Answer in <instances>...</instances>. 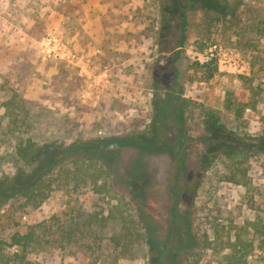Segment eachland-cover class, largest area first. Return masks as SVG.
<instances>
[{"label": "rangeland", "instance_id": "rangeland-1", "mask_svg": "<svg viewBox=\"0 0 264 264\" xmlns=\"http://www.w3.org/2000/svg\"><path fill=\"white\" fill-rule=\"evenodd\" d=\"M83 1L0 0L2 256L12 251L6 242L14 231L41 224L43 237L53 233L59 243L43 244L27 253L30 264H155L171 219L173 200L163 186L168 185L174 156L166 151L140 156L132 146L111 139L145 134L152 140L159 134L169 145L177 143L175 107L165 93L172 75L168 57L179 48L183 4L181 0H95L103 5L104 37L94 40L83 27ZM53 8L65 16L60 26L76 31L79 42L93 45V50L74 46L59 26V31L52 26L55 23L48 16ZM187 14L188 40L179 64L185 70L181 91L193 106L186 118L190 139L180 170L181 185L189 186L204 168L199 157L209 149L224 144L242 154L235 167L227 157L214 155L202 171L193 205H180V212L189 211L197 243L177 256L165 248L164 264L179 258L184 264H228L224 255L230 249L220 245L232 240L235 230L251 243L247 263L264 264L257 235L240 228L255 218L264 221V0H192ZM64 48L78 57L61 54ZM195 60L211 62V78L203 80L200 72H193L188 64ZM248 85L258 92L256 111L237 120L224 100L229 90ZM200 106L216 112L227 130L209 124ZM18 129H26L37 144L56 151V164L41 172L44 185L36 205L20 192H8V180L36 164L17 157ZM74 156L92 163L87 173L78 172ZM139 156L148 167L139 170L146 175L144 182L132 175ZM98 165L109 171L116 195L137 194L147 200L144 224L138 227L143 232L145 225L148 235L123 252L111 238L119 224L100 218L108 216L117 200L96 189L108 179L96 177ZM64 168L73 170L66 174ZM75 172L82 177L76 178ZM132 205L128 210L138 218V206ZM209 240L219 243L205 247Z\"/></svg>", "mask_w": 264, "mask_h": 264}, {"label": "trees", "instance_id": "trees-1", "mask_svg": "<svg viewBox=\"0 0 264 264\" xmlns=\"http://www.w3.org/2000/svg\"><path fill=\"white\" fill-rule=\"evenodd\" d=\"M183 4V9L179 13V33H178V44L177 48L172 55H170L168 65L172 71L171 80L169 88L166 91V97L174 104L175 114L174 122L177 131L174 133V141L177 143L169 145V141L164 140L161 135H156L150 140L145 134L132 135L125 137H113L111 140L126 144L127 146H132L135 148L140 156L149 152L166 151L173 154V160L171 162L169 175H168V185L165 188L163 186V191L166 189L169 198L173 202L169 206V212L171 219L168 225L167 233L163 238L161 248L158 250L156 255L155 264H164L163 252L165 248L173 250V255L177 256L181 251L191 250L196 245V237L193 234L191 221L189 218V211L186 208H182L180 212V205L191 207L193 205V198L196 195L197 188L201 181V174L204 169L209 166L211 159L214 155L221 154L230 160V165L236 166L238 156L242 154L239 149H236L228 145H217L214 149H209L205 154L200 155V164L204 166L201 170L196 172L195 178L190 182L189 186L181 185L180 170L184 161H186L188 154L186 153V143L189 141L190 136L187 134L186 128V118L187 112L193 106L190 98L184 96L182 93V87L184 83L185 70L179 64L180 52L182 47L185 46L188 40L189 31V16L187 14V9L191 5L192 0H181ZM161 16L164 18V10L161 12ZM163 22V21H162ZM193 72H200V77L203 80H207L213 75V68L210 61H199L195 60L188 64ZM258 92L255 88L248 85L238 91L229 90L226 94L224 100V106L229 109L233 117L237 120H243L245 117L253 114L256 111V104ZM203 116L208 120L209 124L219 128L222 131H226V126L219 120L218 115L210 108H205L200 106ZM21 131V133H20ZM224 139V138H223ZM227 141V140H223ZM14 150L17 157L25 162L26 164H35V167L25 169L20 171L13 179L8 180V192L17 191L26 197V201H32L34 205L38 203L41 199L42 188L44 185V179L41 172L51 169L56 164L55 160V149L45 148L42 145L37 144L31 139L26 129H18ZM140 156L137 158V163L132 168L133 176L136 179H140L142 182L146 181V175L139 170H145L148 167L143 165L140 161ZM45 157V158H44ZM72 162L76 164L78 172L87 173V169L92 163L85 164L84 159L75 157L72 158ZM85 164V166H83ZM32 166V165H31ZM92 166V165H91ZM97 170L96 177L107 176L108 179H103L102 182L97 184V190H102L108 193L112 198L117 200L108 214V216L100 217L102 220L110 219L111 222L115 220L119 224V229L117 233L111 236L113 243L117 247H121L120 252L129 249L132 244L139 242L147 237V227L144 225L145 231H141L138 224H144L145 217L143 212L147 209V200L141 196L134 194L132 198H126L124 194L120 196L116 195V189L112 180L109 179V171L102 165L95 166ZM73 169L64 168L65 173L71 172ZM74 173V172H72ZM77 173V172H75ZM78 177H82L81 174L77 173ZM89 175L90 174H85ZM233 179V174L230 176ZM135 188H132V191ZM4 186L0 184V194L4 193ZM183 191V192H182ZM132 194V195H134ZM184 195V196H183ZM37 199V200H36ZM1 203V202H0ZM135 203L138 206L137 215H135L128 210L129 205ZM134 206V204L132 205ZM132 208V207H131ZM142 211V212H141ZM183 211H185L183 213ZM186 214V215H185ZM41 225V224H40ZM39 224L30 227L25 232L14 231L9 240L6 242L8 248H12L11 252H8L5 258L3 255V246H0V264H30L26 254L43 246V244H57L59 240L55 238L54 234L51 233L50 238H44V230L41 229ZM40 226V227H39ZM38 227V228H37ZM243 230L251 229V231L257 235L258 244L257 246L264 249V221L261 218H255L244 225L240 226ZM71 229L65 232L66 237L69 238ZM219 242L214 240H209L205 242V247L215 248ZM220 247H227L230 249L228 254L224 255V261L228 264H248L246 257L252 249L251 243H246V241L241 236V233L234 231L233 239H227ZM187 253V252H186ZM3 258V261L1 262ZM177 258V257H176ZM174 264H184V262L179 259H175Z\"/></svg>", "mask_w": 264, "mask_h": 264}, {"label": "crops", "instance_id": "crops-1", "mask_svg": "<svg viewBox=\"0 0 264 264\" xmlns=\"http://www.w3.org/2000/svg\"><path fill=\"white\" fill-rule=\"evenodd\" d=\"M83 8H84V15H85L84 23H83L84 29L87 31L90 37H92V39L94 40L102 39L104 37V34H103V30L101 29L100 21L102 18L101 9L103 8V5L99 3V1L84 0ZM50 17H52V21L55 23L52 26L55 27V29H58V28L61 29L63 33V37H65L67 41L69 42L72 41L74 46H76L77 44L78 46L88 48L89 52L91 49L93 50V45H89L88 43L86 45H82L79 42L80 39H78L77 37L78 33L76 31L71 33L70 31H65L61 27L62 25L60 26L61 21H64L63 19H65L64 14L60 10L53 8L52 13H50L48 16V19H50ZM93 26H95L96 28Z\"/></svg>", "mask_w": 264, "mask_h": 264}, {"label": "built area", "instance_id": "built-area-1", "mask_svg": "<svg viewBox=\"0 0 264 264\" xmlns=\"http://www.w3.org/2000/svg\"><path fill=\"white\" fill-rule=\"evenodd\" d=\"M50 41H51L50 38H48L46 40L47 45H50V44H48V43H50ZM52 45L55 46V44H52ZM61 54H66L67 56L74 57V58L78 57L75 52L73 53L70 50H66L65 48L61 50Z\"/></svg>", "mask_w": 264, "mask_h": 264}]
</instances>
